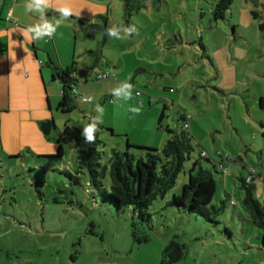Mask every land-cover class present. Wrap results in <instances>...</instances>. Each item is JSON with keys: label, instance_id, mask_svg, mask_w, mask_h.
Masks as SVG:
<instances>
[{"label": "rangeland", "instance_id": "374dc122", "mask_svg": "<svg viewBox=\"0 0 264 264\" xmlns=\"http://www.w3.org/2000/svg\"><path fill=\"white\" fill-rule=\"evenodd\" d=\"M217 1L148 0L127 22L122 1L113 0L108 24H135L138 34L103 43L99 27L88 24L81 38L94 47L86 50V61L97 68L90 70L88 84L76 85L72 111L54 110L58 129L68 124L73 136L97 115V104L103 107L98 130L104 163L113 149H128L137 159L146 157L142 146L161 151L168 128L182 124L179 111L191 115V159L167 197L151 206V240L133 238L131 207L101 206L86 188L69 192L72 186L56 169L76 165L73 139L64 144L62 161H41L26 147L17 152L22 157H8L0 141V264H162L163 246L175 234L189 252L174 264H264V251L257 248L260 229L247 217L239 179L255 168L254 194L264 202V0H233L224 19L215 17ZM103 72L115 76L97 80ZM126 80L134 86L133 99L113 103L111 89ZM81 96L94 101L84 103ZM130 106L141 107L140 114L128 111ZM204 151L211 160L201 156ZM227 157L224 174L219 164ZM196 159L217 181L212 203L226 200L218 224L164 208L181 193Z\"/></svg>", "mask_w": 264, "mask_h": 264}, {"label": "trees", "instance_id": "16d2710c", "mask_svg": "<svg viewBox=\"0 0 264 264\" xmlns=\"http://www.w3.org/2000/svg\"><path fill=\"white\" fill-rule=\"evenodd\" d=\"M122 2L125 11L124 18L127 22L130 21L133 13L148 5V0H122ZM232 3L233 0H218L214 12L215 17L224 19ZM98 17L104 21L107 19L102 15ZM70 18L78 21L79 26L83 27L85 32L87 31V25L81 18L77 16ZM91 25L96 28L101 26L99 23H92ZM261 27L264 29V23ZM95 67L97 66L89 68L94 69ZM54 68V77L57 75L62 80H65L62 86L59 110L70 112L76 105V100L72 98L73 93H75L71 85L72 82H69L67 77H63V75L58 73L57 66ZM101 74L97 75V80L106 79L99 78ZM108 74L107 78L115 76V74ZM92 101H94V97ZM260 104L264 109V97L260 99ZM167 107L168 105L166 104L165 108L167 109ZM190 117L191 115L188 112L180 110L178 121L182 122V124L178 129L168 128L169 136L162 150L159 151L154 147L142 146L141 148L146 151V157L141 156L138 159L128 149L124 151L113 149L108 163H104L103 152L99 149V144L101 143L99 130L96 132V142L88 144L84 142L81 135L82 129H77V132L72 136L68 124L56 137L58 147L55 153L37 154L32 152V154L41 161L45 159L55 160L57 158L62 161L65 153L64 144L69 143L73 139L76 151V165L70 168L56 169L72 186L69 192L72 195H77L78 188H86L93 201L99 202L101 206L108 208L112 206L118 211L131 207V234L137 242L144 243L151 240L152 234L150 231L154 228L151 206L157 199H165L167 197L176 185L179 174L185 170L187 160L191 159V152L194 147L192 145L193 134L190 130ZM100 126L99 123L98 128ZM47 137L50 138V135ZM127 143L128 147L132 146L128 141ZM29 151L31 150L29 149ZM22 156V153L8 155V157L12 158ZM201 156L207 160L212 159L207 151L202 152ZM214 168H217V165H214ZM222 172L225 174L223 170ZM256 173V169L254 171L251 170L250 175L247 177L239 176V179L246 191L243 203L247 217L260 229L261 244L257 248H260V251H264V202H261L254 194ZM107 177L110 180L109 182H106ZM216 188L217 181L212 170L205 168L200 160L196 159L190 167L189 180L184 183L181 193L179 195L174 194L170 199L166 200L164 208H172L189 215L201 216L209 222L218 224L220 223V214L225 209L226 200L222 201L221 206H216L212 203ZM59 190L65 191V189L61 188ZM56 200L60 201V198L56 197ZM188 252V244L179 234H175L163 246L162 264H174L183 261L187 257ZM261 260L264 261V256H262Z\"/></svg>", "mask_w": 264, "mask_h": 264}, {"label": "crops", "instance_id": "0c3cea01", "mask_svg": "<svg viewBox=\"0 0 264 264\" xmlns=\"http://www.w3.org/2000/svg\"><path fill=\"white\" fill-rule=\"evenodd\" d=\"M26 2L0 0V141L9 155H15L25 147L31 153L52 154L57 151L58 142L54 141L61 131L54 110L59 111L63 86L62 78L54 77V67L57 66L63 77L69 78L74 73L76 85L85 86L89 83L90 70L97 68H89L91 63L86 61V50L94 47L83 42L84 28L71 18L62 21L54 38L24 39L19 31L37 20L35 14L25 13L23 6ZM70 3L77 11L84 7L81 16L77 17L86 25L92 24V12L87 6L97 13L95 23L101 24L100 15L108 19L112 15L113 0H70ZM9 9H13L12 20L6 18ZM46 17L49 21L59 18L51 9ZM48 119L53 120L52 131L58 132L55 137H47L49 135H45L40 127V123ZM1 145L0 150L3 149Z\"/></svg>", "mask_w": 264, "mask_h": 264}, {"label": "clouds", "instance_id": "9594fccd", "mask_svg": "<svg viewBox=\"0 0 264 264\" xmlns=\"http://www.w3.org/2000/svg\"><path fill=\"white\" fill-rule=\"evenodd\" d=\"M24 10L26 14H35L37 20L35 23L28 25L26 28L20 30L19 32L23 35L24 39L30 41L43 40L45 38H54L57 29L61 26L63 20H67L73 16H81V8L79 11L74 9L71 5L70 0H27L24 4ZM92 12V18L90 22L95 23L96 11L91 7L87 6ZM51 9L58 14V19L54 21H49L46 17L47 11ZM7 19L12 20L13 9H9L7 13ZM138 28L135 24H130L128 26H116L110 25L105 29V35L108 37L116 39H126L132 34H138ZM75 75L74 73L72 74ZM134 86L132 83L122 81L118 83L115 87L111 89V95L113 96V103H120L121 101L127 102L133 99ZM136 96H140L141 93L137 90L135 92ZM93 97L83 96L81 101L84 103L91 102ZM128 111L140 114L141 107L130 106ZM95 112L97 115L91 119L89 123L83 124L81 135L85 143L94 144L96 142V132L98 131V124L102 123L101 117L103 115L104 109L101 105L97 104L95 106Z\"/></svg>", "mask_w": 264, "mask_h": 264}, {"label": "water", "instance_id": "95a60500", "mask_svg": "<svg viewBox=\"0 0 264 264\" xmlns=\"http://www.w3.org/2000/svg\"><path fill=\"white\" fill-rule=\"evenodd\" d=\"M109 27V24H108V18L104 21V20H101V26L99 27V31L103 34V43L106 42L108 36L105 35V29ZM91 67V65L89 66ZM62 83H65V80L62 81ZM165 112H166V108L164 107L162 109V112H161V115H160V118H159V122H162V120L164 119L165 117ZM40 127L43 131V133L45 135H49L52 131V127H53V120L52 119H48V120H45L43 122L40 123Z\"/></svg>", "mask_w": 264, "mask_h": 264}, {"label": "built area", "instance_id": "2783aa9c", "mask_svg": "<svg viewBox=\"0 0 264 264\" xmlns=\"http://www.w3.org/2000/svg\"><path fill=\"white\" fill-rule=\"evenodd\" d=\"M109 76V74L108 73H103V74H101V75H99V78H107ZM69 79V81L70 82H72V88H73V90H74V92H77V90H76V88H75V85H76V81H77V79L75 78V75L73 76H71V77H69L68 78ZM82 97V96H81ZM92 97V96H91ZM187 126V125H186ZM228 160H229V158L227 157V158H225V159H223L222 161H221V163L219 164V167L224 171V172H226V170H227V163H228ZM255 170V168H253L252 169V171H254Z\"/></svg>", "mask_w": 264, "mask_h": 264}]
</instances>
